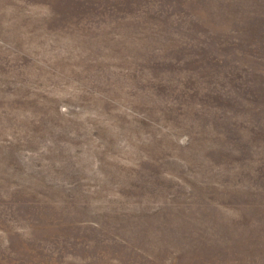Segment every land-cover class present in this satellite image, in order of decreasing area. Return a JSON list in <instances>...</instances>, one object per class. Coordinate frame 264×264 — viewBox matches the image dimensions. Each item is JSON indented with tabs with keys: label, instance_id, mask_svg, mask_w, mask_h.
<instances>
[{
	"label": "rangeland",
	"instance_id": "rangeland-1",
	"mask_svg": "<svg viewBox=\"0 0 264 264\" xmlns=\"http://www.w3.org/2000/svg\"><path fill=\"white\" fill-rule=\"evenodd\" d=\"M0 264H264V0H0Z\"/></svg>",
	"mask_w": 264,
	"mask_h": 264
}]
</instances>
